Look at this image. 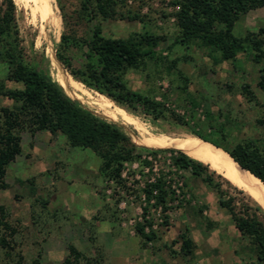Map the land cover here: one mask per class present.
<instances>
[{
	"label": "rangeland",
	"instance_id": "1",
	"mask_svg": "<svg viewBox=\"0 0 264 264\" xmlns=\"http://www.w3.org/2000/svg\"><path fill=\"white\" fill-rule=\"evenodd\" d=\"M12 1L24 58L48 71L71 98L121 125L135 145L173 149L148 142L200 139L194 130L225 148L249 140L264 152V126L259 123L264 120V90L258 86L264 60H253L248 41L227 60L198 39L181 41L178 0H116L106 18L82 10V0ZM95 27L107 38H153L142 47L143 63L128 69L124 78L129 91L153 100L155 110L136 101L115 102L75 80L59 62L62 34L82 43ZM261 28L264 6L241 13L232 33L239 39L260 38ZM65 55L73 68H82L83 49L71 46ZM15 71L0 65V81L18 86ZM9 106L11 101L0 95V108ZM19 136L20 153L7 166L6 187L0 189V222L10 228L0 223V239L6 244H0V264H63L67 257L73 263L70 245L81 253L73 264H261L218 205L215 188L189 170L172 167L169 153L142 151L141 160L151 165L126 162L114 179L101 173L96 155L71 147L60 134L24 129ZM188 156L206 164L214 172L213 183L228 195L247 199L240 192L244 188L219 174L209 158ZM157 177L167 188L165 210L144 192L145 183ZM145 220L151 223L146 227L154 233L151 240L135 231ZM180 233L192 239L191 255L180 252Z\"/></svg>",
	"mask_w": 264,
	"mask_h": 264
},
{
	"label": "trees",
	"instance_id": "2",
	"mask_svg": "<svg viewBox=\"0 0 264 264\" xmlns=\"http://www.w3.org/2000/svg\"><path fill=\"white\" fill-rule=\"evenodd\" d=\"M115 3L116 0H82V10L95 11L106 18L114 12ZM178 3L179 10L175 17L181 31V41L198 39L202 45L216 50L221 60H227L235 57L236 51L242 48L243 40H246L254 52L253 60H264V28L260 29L263 35L260 38L252 35L239 39L232 33L238 16L249 9L264 6V0H178ZM152 40L151 36H144L139 42L107 38L95 27L82 43L72 36L62 34L57 44L56 56L71 76L84 86L119 104L136 101L143 107L155 110L156 104L153 100L129 91L124 78L128 69H137L143 63L146 53L142 51V47ZM19 42L14 2L0 0V65L7 69L16 68L14 82L18 84L16 87H8L5 82L0 81V95L11 101V106L0 108V189L6 187L2 179L7 166L20 153L19 132L24 129L31 132L44 129L51 135L60 134L71 147L90 150L100 160L101 173L114 179L119 178L126 162L139 161L151 165L145 158L141 160L142 151H149L152 155L166 152L170 154L172 167L189 170L202 182L215 188L218 205L230 217L239 235L252 245L256 259L264 264V209L245 189L240 192L246 194L245 200L248 201L237 200L222 190L219 184L213 183L214 172L206 164L189 157L188 154L175 149L148 150L144 146L135 145L121 125L94 113L78 99L71 98L48 71L28 62ZM71 46L84 50V64L80 69L73 68L65 55ZM258 86L264 90V73L259 76ZM259 123L264 126V120H259ZM192 133L219 148L222 147L241 168L264 184V152L253 142L242 141L231 148H225L201 132L193 130ZM165 187V182L157 177L145 183L144 189L146 199L154 197L163 210L167 208ZM144 211L146 208H143ZM0 214L2 215V206ZM165 218L166 215V223ZM144 222L146 224L138 222L135 231L141 239L151 240L154 238L153 231L150 228L146 231L151 223L149 220ZM2 225L5 229H10L7 225ZM0 244L4 247L6 245L3 239H0ZM193 249L192 239L185 233H180V252L191 255ZM68 251L72 255L73 263H76L81 253L72 245L68 246ZM71 261L67 257L63 264H73Z\"/></svg>",
	"mask_w": 264,
	"mask_h": 264
},
{
	"label": "bare ground",
	"instance_id": "3",
	"mask_svg": "<svg viewBox=\"0 0 264 264\" xmlns=\"http://www.w3.org/2000/svg\"><path fill=\"white\" fill-rule=\"evenodd\" d=\"M148 143L155 148H173L191 156L195 154L204 155L215 164L214 169L219 174L229 180L230 183L240 184L264 209V184L254 175L238 166L221 148L204 140L190 137L184 139H152Z\"/></svg>",
	"mask_w": 264,
	"mask_h": 264
},
{
	"label": "built area",
	"instance_id": "4",
	"mask_svg": "<svg viewBox=\"0 0 264 264\" xmlns=\"http://www.w3.org/2000/svg\"><path fill=\"white\" fill-rule=\"evenodd\" d=\"M154 180V179H153ZM153 180H149V181H153ZM166 190H167V188H165ZM173 191V190H172ZM153 193H155V192H153Z\"/></svg>",
	"mask_w": 264,
	"mask_h": 264
},
{
	"label": "water",
	"instance_id": "5",
	"mask_svg": "<svg viewBox=\"0 0 264 264\" xmlns=\"http://www.w3.org/2000/svg\"><path fill=\"white\" fill-rule=\"evenodd\" d=\"M62 87V86H61ZM63 88V87H62ZM239 166V165H238ZM247 171V170H246Z\"/></svg>",
	"mask_w": 264,
	"mask_h": 264
}]
</instances>
